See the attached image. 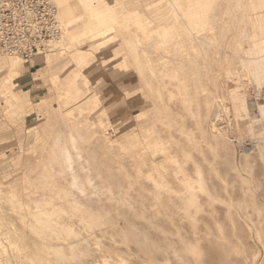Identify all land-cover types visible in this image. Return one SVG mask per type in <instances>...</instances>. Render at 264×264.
I'll list each match as a JSON object with an SVG mask.
<instances>
[{
    "label": "rangeland",
    "instance_id": "obj_1",
    "mask_svg": "<svg viewBox=\"0 0 264 264\" xmlns=\"http://www.w3.org/2000/svg\"><path fill=\"white\" fill-rule=\"evenodd\" d=\"M232 1H225V10L229 9V3L234 6H232L233 8H236L239 5L242 7L243 4L248 2L247 0H236L242 3L236 4L235 0ZM226 2L228 5H226ZM55 3L57 4L56 1ZM164 3L166 1L162 0H116V9H118L119 14L123 13L121 15L124 18L126 16L127 19L121 18V28L118 27L119 31L124 32V35L122 33L118 34L119 31L115 29L114 32H117L118 36H110L112 40L116 41L110 47L111 49L113 48V52L119 53L120 57L123 54H127L129 47L126 44V36H131L134 31L136 32L133 35L138 33L146 41L149 38L151 39L152 34L154 36L155 32H157L156 29L150 31L147 25V27L141 25L143 28L140 25L134 26V22L127 14L129 13L128 11L133 13L134 9H139L149 16V20H154L158 24L168 23L173 18V13H170L166 20L159 21L151 16L153 10L148 11L146 9L148 4H157V7L159 5L161 7ZM57 7H59L58 4ZM221 8L223 9L224 7L221 6ZM169 10L172 11V8L169 7ZM125 13L127 15H124ZM132 13H129V15ZM226 13L224 15L228 18L229 15ZM59 19L62 18L59 16ZM63 20H60V23L63 29H65L60 36L61 38L59 37L54 41L63 39L72 30L79 27L78 25L68 27L69 25L66 26ZM219 20L217 22H220ZM124 21L126 23L123 24ZM123 28H125L126 32ZM177 29L173 32L172 36L173 38L177 37L179 41L172 38L161 48L157 47L158 45L156 44L154 49L159 48L157 49L159 53H163L171 45L170 49L172 51L175 48L180 49L181 46L183 49V40ZM142 30L145 32L142 33ZM225 30L222 28L221 32L225 34L228 31ZM232 30L233 28L228 32L229 40L232 39L231 34H233V39L235 38L234 33L236 34V32ZM97 31L98 33H96ZM96 32V34H91L90 36L88 34L82 36V41L81 38L74 39V47L80 49L77 55H74L73 48L62 45L54 47L51 45L53 44L52 42L50 50H46L33 60L26 61L21 57L12 56L19 64L11 68L18 73V77L14 85H8L9 88L8 86L2 87L0 85V180L4 182V184H0V264H105L106 260L117 263L118 260L122 259H126L130 264H214L216 258L222 261L224 249L222 244L230 240H233L230 243L236 246L238 253L236 257L241 261V264L243 262L244 264H259L260 260L257 261L256 259L252 262L248 253L249 247L254 250L258 247L259 229L256 224L251 227L249 226L248 214H245V211H243V205H245L246 209H248V204L251 205L249 209L252 212L254 211L253 219L254 221L257 220L256 217L259 216V213L252 204L257 199V201L264 200V185L261 186L260 184H264V169H262L261 165L263 164L264 166V162L258 155L250 158L248 163L254 166L251 175L247 172L248 167L245 165L247 160L243 156L244 152L240 151L243 147L239 142H229L230 140L227 139L228 142L216 145V150L214 142L211 143L209 139L210 137L213 138L214 132L220 135V132L223 133L224 131L226 133L224 134L228 135L227 130H224L223 127L225 120L217 122L219 125L217 124L216 129L213 125V121L218 120L217 115H215L217 113L215 111L217 105L214 102L212 93V90L215 88L214 83H212L213 81L221 84V90L227 95L228 102L229 98H231L230 95L232 96L231 91L233 87L239 86V93L241 95L247 93L245 96H247L251 113L253 112V115L260 113L259 105L264 103V84L259 86L252 72L248 74L250 75L248 77L247 75H243L242 62L237 58L239 54H243L236 53V50L234 51L235 53H232V49H230L231 54L225 59L224 56L226 55L224 52L229 49L226 47L227 45H224L226 48L224 47L223 49L224 55L222 56V60L210 67V63L204 62L205 59L202 57L198 58L199 54L197 51L194 52L190 50L189 47L191 46H187L189 52L191 51V56L189 57L192 60L186 56L190 54H184L185 52L183 56L187 58L184 57L185 59H183L189 65L180 66L175 63L172 64V66L178 68L177 71L182 74L184 73L181 76L185 77L186 75L185 80L187 84L184 81L185 84L183 83V85L188 87L186 88L187 94L193 95L192 97L190 96L191 100L188 99L187 102H185L184 96H182L184 93L180 94L184 87L181 85L179 88L180 92L177 89L179 86L175 84L177 82L174 81L173 83L172 79L164 75L160 64L154 63L153 65H148L147 62H144V72L146 74L144 80L147 83V88H149L148 91L146 90V94H149L148 99L150 100L147 99L149 103L147 102L141 107L132 108L130 105L131 101H123V104L130 106L131 109L129 108L130 110L126 113L125 117L123 116L124 119L121 121L115 115L116 109L108 113L100 111L95 116L90 115V112L94 108V101H90L89 97H94L92 93L95 91L99 92L106 105L111 108H115L119 104L117 100H120L121 97L124 99L130 97L128 92H124L121 85L123 83L121 81L122 78L129 79L130 70L124 71L125 75L121 79L115 77L113 71L106 72L107 69L118 68L119 65L117 59H105V52L107 50L100 48L99 43L94 44L96 42L94 39L96 35L101 33V30H96ZM129 32L131 33L130 35ZM157 35H155V38L159 37ZM100 37L99 40L101 42L110 38L108 35ZM228 38H225L227 44L229 42ZM173 41L178 46L175 42L174 44L176 45H174ZM168 44L170 45L167 46ZM163 47H165L164 50L162 49ZM187 47L183 50L185 51ZM210 49L213 50V48ZM210 49L208 51H211ZM145 51L152 53V48H145ZM172 51L167 53H170L171 56ZM0 56L9 57L10 55L0 52ZM195 58L200 63L198 61L195 62ZM194 62L196 63L195 65ZM239 62H241L240 66ZM202 63L211 69L207 70L208 68H204ZM197 65L202 66L196 68ZM237 66L240 67V70ZM102 70L105 71L102 72ZM117 70L119 72V69ZM236 71L240 72H237V74ZM213 74L217 77L216 79L212 78ZM170 82L171 85L175 84L176 87H172L169 84ZM69 87L72 89L70 98L65 93V89ZM159 91L160 94L158 93ZM172 92H174V95ZM170 94L173 95H171L172 98H170ZM56 103H62L61 105L64 110L71 113V122L80 120L85 125L82 130L86 132L92 129L97 130V135L104 140L103 147H105V150H98L96 153L97 157L92 154V157L95 156L97 158L94 157L96 161L93 158L91 159L95 162L96 167L92 165V168L89 170H101L103 180L106 183L108 182L110 188H112L104 196L97 194L91 200L82 198V203L68 207L72 213L73 210L74 212L75 210L80 212V216H73L71 218L69 215H66V210L68 209L65 208L64 210L60 204V207L49 205L50 202H64V199L59 197L58 194L65 196L67 193L64 191L72 187L70 186L72 184L69 183L74 178L68 165L67 158H69V155L51 150V131L65 129L62 122L56 123L57 115L53 112L55 106H58ZM154 105H158L156 110L153 108ZM227 105L230 106V103ZM237 105H241V102L237 103ZM171 106L174 108L172 109ZM167 107H171V109L167 110L169 109ZM175 108L180 110L181 115L173 111ZM137 109L145 111L144 120L145 124L148 123L147 128L150 124H154L157 118L165 117L168 119L172 115V112L175 113L174 116L176 115L180 119V122L184 121L183 119L185 118L187 122H184L187 128L185 130L186 132L192 130L190 132L195 136L190 134L196 139L195 141H198L199 146L198 143H193L184 134L180 133L178 129H170L166 124L163 125L161 121H159L158 127L162 130L164 126V130H162L165 131L163 132L164 134L153 136L152 134L150 135V132L143 131L144 129L140 127L142 124L140 122V112L137 113ZM199 109L202 112L198 113ZM197 113L199 116H201V113L202 117H204L203 130L199 129L198 122L200 119ZM241 114H244V112H241ZM232 119L234 120L232 114L228 117L226 116V120L229 122ZM238 122L242 140L247 141L251 137H264V132L258 136L251 135L246 129V122L243 119L240 118ZM131 123L134 124L133 130ZM43 132H46V134L43 135ZM168 132L171 133L168 134ZM229 133L232 137L235 135H232L234 131L233 133ZM167 134L170 137L176 136L182 138L183 143L188 148V152L193 154V160L197 161L202 170H204V176L208 180L210 193L201 190V183L198 181L193 182L196 189L193 186L192 189L189 188L191 183L180 181L183 177L189 178L188 176H184L186 171L182 162L191 170L190 172L194 176V180L198 179V174L196 173L197 165L192 160H186L175 142L168 141L167 138L169 136ZM158 136L162 150L157 153L152 142V137L157 138ZM206 136H210L207 138L209 142L206 141ZM79 144L84 149H81L85 152L83 153L87 155L88 151L86 152V150L89 147L87 141L81 140ZM209 144L212 146V149L215 147L213 153L210 151L211 146ZM208 145L210 146V150H208ZM37 146H41V148L37 149ZM73 152L79 183L89 189H94L96 182L103 184L102 180L98 181L102 178L90 177V172H87V169L80 165L79 153L75 150ZM102 156L103 159H101ZM207 159H213L212 161L215 165H211L213 162ZM258 159H260V163ZM103 161L110 164V166L108 165L109 167L113 166L116 172H118L117 170L120 166L124 169L122 173L115 174L113 172L111 174V171L107 170V164ZM26 163L33 165L38 170V177L41 183L36 184V186L35 181L29 178L35 187L29 182L30 180H26L29 182L30 187L27 182L23 183L20 187H9L7 185L8 182L23 179L28 168ZM209 166L211 167L209 168ZM158 167L161 169H156ZM53 169H57L59 172L54 174L51 171ZM262 172L263 174H260ZM241 173L245 176L250 175L251 183H253L249 194H252L254 197H247L248 200L244 199L247 187ZM51 175L57 179L56 182H59V187L51 185V177H53ZM91 175L93 176L92 172ZM171 175L174 179L170 178ZM254 175L260 176L256 178L258 180H254ZM25 184H27L28 188L25 187ZM258 190L260 191L258 192ZM77 194L80 197H84L83 193L74 188V195L78 196ZM31 195L32 197H30ZM72 195L71 197L78 198ZM246 196L248 195L246 194ZM22 198L23 200H21ZM131 203L136 206L133 207ZM68 204L67 206H69ZM186 204L189 207L188 209L184 207ZM42 209L51 212V215L48 214L50 215L51 222L42 221L44 218ZM255 213L258 214L256 215ZM59 218H62L63 224L59 223ZM67 222L74 224L71 225ZM41 233L42 235H46L45 239ZM216 242L221 245V248H216Z\"/></svg>",
    "mask_w": 264,
    "mask_h": 264
},
{
    "label": "bare ground",
    "instance_id": "obj_2",
    "mask_svg": "<svg viewBox=\"0 0 264 264\" xmlns=\"http://www.w3.org/2000/svg\"><path fill=\"white\" fill-rule=\"evenodd\" d=\"M53 1L54 2L56 1L58 6H59L58 7L59 8V16L62 18L60 20L64 19L63 21L66 23V26L69 25L68 27H74V26H77V25L79 27H76L75 29L73 28L74 30H72L69 35H66L65 37L63 36L64 37L63 39H59L57 41H53V44H51L52 46H54V47H57V46H60V45L68 46L70 48H73L74 55H77L79 53L78 50H80V49H77V48L74 47V44H75L74 41L76 39H80V38H81V41H82V36H85L86 34H88L90 36L91 34L98 33V31L96 32V30H101V33L96 35V38L94 39L96 42H94V44L95 43H99L98 45L100 46V48H103V49L107 50V52H105L106 53L105 54V59H109V60L110 59H113V60L117 59V62H118V65H119V67H118L119 72L126 71L127 69L130 70V72H131L129 79H126L125 77L121 79V81L123 82L121 84L122 88H123L124 92H128L129 93L130 97H128V99L127 98L124 99V98L121 97L120 100H117V103L119 102V104H117V106L115 108H111L108 105H106V102L104 101L103 97H101L99 95V92L95 91L94 93H92V95L94 97H92V96L89 97L90 101H94V108L90 112L91 116L97 115V112H100V111L108 113L109 111L111 112L114 109H116V112H115L116 117H119L118 120L123 121L126 113H128V111L131 109L130 106H128V105L125 106L126 104H123V101H125V100L131 101L130 105L132 106V108H136L138 106L141 107V106L145 105L147 102L149 103V101H148V100H150V99H148L149 94H146V90L148 91L149 88H147V83L144 80V78L146 77V74L144 72V66H145L144 62H147L148 65H153L154 63L155 64H160V66L163 68L162 70L164 71V75L166 77H169L170 79H172L173 83H174V81L178 83V84L175 83L176 86L177 85L179 86V87H177L178 90H180L179 88L181 87V85L185 89L188 88V87H185L186 85H183V83L185 84L184 81H186L185 80L186 75H185V77L181 76L184 73L182 74L179 71H177L178 68H175L174 66H172V64L175 63V64H178L180 66L189 65V63L186 64V60H184L187 57L183 56L184 52H185L184 54H190V55H186L190 59L189 56H191V53H190L191 51L189 52V48H190V50H192L194 52L197 51L198 54H199V57L198 56L197 57L198 58L202 57L203 59H205L204 62L210 63V67H212L213 64L221 61L222 58H223L222 56L224 54L226 55V56H224L225 59L228 58V55L231 54V50L230 49H232V53H235L234 51L236 50V53H242L243 54V55L239 54L238 57H237L238 60H240L242 62V69H243L242 73H243V75H245V76L247 75V77H248V76H250L248 74H250V72H252V74L254 75V79L258 83V85L261 86L262 84H264V32L262 33V30L264 31V24H263L264 23V0H247L248 2L245 1L247 3L243 4L242 7H240V5H239V7L235 6L238 9L233 8L234 6L231 5V3H229V7H228L229 9L228 10H225V7H226L225 6V1L226 0H162V1H166V3H164L165 5L163 4V6L161 5V7H160V5H159V7H157L158 3L156 5L155 4L154 5L153 4H148L146 9L148 11H152L153 10L151 16L155 17L159 21L160 20L161 21L166 20V18L169 17V14L173 13L172 15H174V16L171 19V21L168 22V23H163V24H158L154 20H149L150 19L149 16L146 13H144L143 11H140L139 9H136V10L134 9L133 13L128 11L129 13H132L131 15H129V13H127V14H128V16H130L129 18H131L132 21L134 22V26L135 25H140V27H141V25H143L145 27L148 26V28H150V31L156 29L157 32H155V31L154 32L156 34H158L159 37L155 38L156 34L154 36L152 34L153 37L151 36V39L149 38L147 41L144 39L145 40L144 41L141 38L142 35L139 36L138 33L136 35H133L136 32V31H134V33L131 36H128V37L126 36V38H127L126 44L129 47V50L127 51V54H123V56H121V57H120L119 53L113 52V50H112L113 48L112 49L110 48L116 42V41L112 40L111 39L112 37H110V36H118V34H121V33L123 34L124 33L121 30L119 31V29H118V27L121 26V23H120L121 21L120 20H121V18L123 19L124 16L121 15L123 13L119 14L118 9H116V0H53ZM230 1L233 2L232 0H230ZM156 2H158V1H156ZM239 2L240 1H236L235 3L237 4ZM235 3H234V5H235ZM133 5H134V3H133ZM226 5H228V3ZM221 6L224 7V8L222 9ZM169 7L172 8V11L169 10ZM226 12L229 15L228 18H226V16L224 15V13H226ZM127 14L125 13L124 15H127ZM219 15H221V16H219ZM124 19H127L126 16H125ZM218 19H220L219 20L220 22H217ZM124 23H126V22L124 21L123 24ZM230 23H232V24L230 25ZM224 24H225V26H224ZM61 26H62V24H61ZM181 26H183V27L181 28ZM137 28H138V26H137ZM141 28H143V27H141ZM141 28H139V29H141ZM222 28L226 29L228 31L225 34H223L221 32ZM232 28L236 32V34L234 33V36H235L236 40H234L235 38L233 39V34H231L232 35V39L229 40V38H228V35H229L228 32ZM115 29L119 31L118 34H116L117 32L116 33L114 32ZM123 29L125 30V28H123ZM131 29H134V28H131ZM176 29L179 30V32H180V37L183 40V47L184 48L187 47V46H191V47H189V48L187 47L188 50L186 49L184 51L183 50L184 48L182 49L181 48L182 46H181L180 49L179 48H175L172 51V49H170L172 47V45H171V47H169V48L167 47L168 49H170V51H172L171 52L172 53L171 56H170V53L169 54L167 53V52H170V51H168V49L164 51L166 54L164 52H163L164 54L163 53H159L157 51V49H159V48H157V47L161 48V46H165L166 43H168V41H170V39L173 38L172 35H173V32ZM128 31H129V29H128ZM125 32H126V30H125ZM143 32H145V31L142 30V33ZM62 33H63V31H62ZM151 33H153V32H151ZM130 34L131 33L129 32V35ZM106 35H108L110 38L109 39L107 38L105 41L101 42L99 40L101 38L100 36L106 37ZM148 36H149V34H148ZM225 38H228V40H229L228 44H227V42H225ZM173 39L176 40V41H179V40H177V37H174ZM181 39H180V41H181ZM174 42L175 41H173V44H174ZM156 44L158 45L156 47L157 49H154ZM170 44H168L167 46H169ZM176 44H174V45H176ZM179 44H180V42H179ZM174 45H173V47H174ZM224 45H227L226 47H228L229 50H226L224 52V50H223L224 47H225ZM177 46H178V44H177ZM177 46H175V47H177ZM148 47L152 48V53H149V52L145 51V48H148ZM164 48L165 47H163L162 49L164 50ZM210 48H213V50H211ZM209 49L211 51H208ZM181 52H182V54H181ZM223 52H224V54H223ZM195 55H196V53H195ZM18 57H20V56H18ZM237 58H236V60H237ZM190 60H192V59H190ZM194 61L197 62L198 59L195 58ZM189 62H192V61H189ZM195 62H194V65L196 64ZM241 62H239V66H240ZM15 65H19V64L13 59V57L11 55L9 57L8 56H0V85L2 87H4V86L6 87L8 85L11 86V85L15 84V80L18 77V75H17L18 73L11 69ZM202 65H203V63H202ZM202 65H200V66L197 65L198 67L196 66V68H200ZM206 65H209V64H206ZM203 67L205 68L206 66L203 65ZM206 68H208V67H206ZM238 68L240 70V67H238ZM209 69H211V68H208L207 70H209ZM213 70H215V69H213ZM208 72H206V73H208ZM237 72H240V71H236V73ZM242 73H241V78H242ZM233 74H235V73H233ZM212 78L216 79L217 77L213 74ZM54 80H56V79L54 78ZM172 80H170V81L172 82ZM242 81H244V80H242ZM171 82L169 83L170 85H171ZM212 83H214V87H215L214 90H212L213 97H214L213 99H214V102L217 105V109L215 110V111H217V113H215V112L214 113H215V115H217L218 120H219V121L215 120V122L213 121V125H214V127L216 129V126L218 124L217 122H220V120H223V121L225 120L226 124L224 123L225 126L223 125V127H224V130H227L226 132H228V135H225L226 133L224 131H223V133L220 132L221 133V134L219 133L220 135H218V133L216 134L214 132V135H213L214 139L212 137H210V136H209L210 138L208 136H206V141H208L207 138H209L211 143L214 142L215 146L219 145L220 143L228 142L227 139L230 140L229 142H239L241 144V146L243 147V149L240 150V151L244 152L243 156L247 160L246 164H245L248 167L247 172L252 175V172H253L252 170H253L254 166L249 164L248 162L250 161L249 160L250 158H252V157L254 158L255 157L254 155L260 156L262 158L261 160H263V162H264V137H261V136L258 137V138L257 137L256 138L255 137H253V138L251 137V139H248L247 141L246 140H242L241 136H240L239 122L238 121L241 118V119H243V121L246 122V129L250 132L251 135H255V136L261 135L262 132H264V103L259 105V112L260 113L258 115H256V114L253 115L252 114L253 112L251 113V111H250L251 109L248 106V102H247V98H246L247 96H245L247 93H245V95H243L244 94L243 93L242 94L243 96H242L241 93H239L240 92L239 91V86H237L235 84L236 86L233 87V89L231 91L232 92V96L230 95L231 98H229V102H228L227 95L224 92H222V90H221V87H222L221 84L220 83L219 84L215 83L214 81ZM175 84H173L171 86L172 87H176ZM186 84H187V81H186ZM9 86H8V88H9ZM184 88L183 89L181 88L182 92L180 90L181 93L180 92L179 93L180 94L184 93V94H182V96H184V100H185V102H187L188 99L191 100L190 99L191 95L189 93L187 94V92H186L187 89L185 90ZM246 92H248V91H246ZM65 93H66L67 97L70 98L71 94H72V89L70 87L65 89ZM158 93L160 94V91ZM170 93H171V91H170ZM173 93L174 92H172V94ZM172 94L169 95L170 98H172V96L174 95V94L173 95ZM57 96H59V95L57 94ZM68 98H66V99H68ZM56 100H55V102H56ZM61 100H63V99H61ZM239 102H241V105H237L236 106V104L239 103ZM228 103H230V106L227 105ZM61 104L60 103H58V104L56 103V105H58V106H55V110L53 112L57 115V117H56L57 118V122L56 123L62 122L65 129L64 130L51 131V150H53L54 152L57 151V152H62L63 154L69 155V158H67L68 165H69V168L71 169V173L73 174L74 178L69 183V184H72V185H70L72 187L67 189L68 191L67 190L64 191L67 194H65V196H61L60 194H58L59 197H62L64 199V202L63 203L62 202L61 203L50 202L49 205H52L54 207H57V206L60 207V205H61L64 208V210H65V208L68 209V207H73L74 204L77 205L78 203H82L83 199L91 200L94 196L96 197L97 194L99 196L100 195L104 196V194H107L109 191L112 190V188H110V184L108 182L106 183V181L103 180L102 174H101L102 173L101 170H97V171H95V170L94 171L93 170L90 171L89 170V169L92 168V165L96 167V164H94L95 163L94 161H96V159H97L96 158L97 157L96 153L98 152V150H101V151L105 150L104 149L105 147H103L104 146V140H102L97 135V133H98L97 130L92 129V130H90L88 132H86L85 130H82L85 127V125L80 120L71 122L70 121L71 113L69 111H67V110H64V108H63V106ZM210 105H212V104H210ZM210 105H208V106H210ZM168 106H169V104H168ZM171 107L170 108L167 107V108H169L167 110H170ZM153 108L156 110L158 108V105H154ZM173 108L174 107H172V109ZM200 109H199L198 113L200 111L202 112V110H200ZM211 110L213 112L212 108H211ZM136 111H137V113L140 112L139 113L140 117H141L140 122L142 123L141 126H140L141 129H144L143 131L150 132V135L152 134L153 136H156V135L160 136V134L162 135V133L165 132V131H162V130H164V126H163L162 130L159 129V127H158L159 124H160L159 121H161L163 125L166 124V126H169L168 128H170V129L171 128L172 129H174V128L178 129V131L180 133L184 134L193 143H198V141H195L196 139H194L192 137L193 133L190 132L192 130H190V131L187 130L188 132H186L185 129H187V128H186V124L184 123V122H186L185 118L183 119L184 121L180 122L179 121L180 119L176 115L174 116V114H175L174 112H172V115H171V113H169V115H171V116H169L168 119H166L165 117L157 118V120L154 121V124H150L149 127L147 128V124L148 123L145 124V120H144L145 119V117H144L145 116V114H144L145 111H141V110H138V109ZM173 111H175L178 115H181V112H180L179 109L175 108V110H173ZM241 112H244V114H241ZM225 113H226V115H225ZM231 114L233 115L234 120L232 119V121L229 122L228 120H226V116L228 117ZM200 115L201 116H199V114H198V118L200 119V121L198 119V121H199L198 125H199V129L203 130L204 117H202L201 113H200ZM209 116H210V114H209ZM214 119H217V118H214ZM229 120H230V118H229ZM245 122H244V125H245ZM131 125H132V130H133L134 124L131 123ZM117 126H118V124H117ZM206 128H208V127H206ZM207 130H209V129H207ZM220 131H222V130H220ZM233 131H234V133H233ZM229 132L233 133L232 135H234V134L235 135L232 137V136L229 135L230 134ZM43 133H44L43 135L46 134V132H43ZM169 133H171V132H168V134ZM201 134H202V132H201ZM159 136L157 138L152 137L153 138L152 142H153V144L155 146V149L157 150V153H158V151L160 152L162 150L161 149V145H160ZM168 136L170 137V135H168ZM193 136H195V135H193ZM203 136H204V133H203ZM169 137L167 138L168 141H171V142L174 141L175 142L177 148L182 153V155L186 158V160H192L194 162V164L197 165L196 173L198 174V179L194 180L193 179L194 176L191 175V172H190L191 170L186 167V164L184 162H182L183 166H184V169L186 171L184 176H188L189 178H185V177L181 176L183 178L180 181L181 182H185V183H191V186L189 187L190 189H192L193 187H194V189H196V187L193 184V182L198 181V182L201 183V190H204V191L210 193V188H209V185L207 183L208 180H206L207 178L205 179V176H204V170H202V168L199 166L197 161L193 160L194 159L193 154L188 152V150H187L188 148H186V145L183 143L182 138H178L176 136H174V137L172 136L170 138ZM81 140L82 141L83 140L87 141V143L89 144V147L87 146L88 149L86 147V149H87L86 152L88 151L89 156H88V154L87 155L84 154L85 152L81 150V149H83L82 146H79V145H81V144H79L81 142ZM209 145H208V147H209L208 150H210V146H211V145L210 146ZM198 146H199V143H198ZM36 148L37 149L41 148V146L40 147L37 146ZM69 148H70V150H69ZM199 149H200V147H199ZM213 149H212V146H211V150L210 151H212V153H213ZM73 150H75V151H77V153H79L78 156L80 157L79 158L80 159V165L82 167L86 168L87 172H90V177L91 178L92 177H97V178L100 177V178H102V179L98 178V179H100L98 181L102 180L103 184L101 182L100 183L96 182L95 188L94 189L93 188L89 189L88 187H86L84 185H81L79 183L77 170L75 169L76 165L74 164L76 162V160L74 159L75 156L73 154L74 153ZM216 150H217V146H216ZM71 154H73V155H71ZM92 154L95 155L96 157L95 156L92 157ZM216 154H217V152H216ZM82 158H83V160H82ZM92 158L95 159V160L92 161L91 160ZM101 159H103V156H102ZM207 160L208 161H212L213 159L212 160L207 159ZM259 160L260 159H258V162H259ZM103 162H105V161H103ZM178 162L180 163V161H178ZM105 163L107 164L106 166H108V165L110 166V164H108L107 162H105ZM179 163H178V165H179ZM209 164H211V163H209ZM226 164H228V163H226ZM211 165L214 166L215 165L214 162ZM261 165L263 167L262 169H264L263 164H261ZM109 166H108L107 170L109 172L111 171V174H113V172L115 174L122 173V171L124 169L122 166L119 165L120 167L117 170L118 172H116L114 170L115 168L113 166H111V167H109ZM174 166H176V165H174ZM257 166L261 167L259 165H257ZM27 167L28 168H27V170L25 172V175H24L23 179L18 180V181L16 180V181L8 182L7 185L9 187H15V186L16 187L17 186L20 187L25 182H27L28 184H29V182L31 183V180L29 178H31V179H33L35 181V185L38 184V183H41V180L38 177L39 176L38 170L35 169V167L33 165H30V164ZM210 167L211 166H209V168ZM255 168H256V165H255ZM156 169L159 170L161 168L158 167ZM259 170H261V169L259 168ZM51 171L54 174H57L59 172L57 169H53ZM244 171H245V168H244ZM91 172L93 173V176L91 175ZM257 172H258V170H257ZM237 173H239V172H237ZM141 174H142V172H141ZM260 174H263V172L260 173ZM139 175H140V173H139ZM172 175L170 176V178H173ZM51 176H53V175H51ZM254 176H255L254 180L255 181L258 180V179H256L258 176H256V175H254ZM168 177H169V175H168ZM261 177H263V175H261ZM250 178H251L250 175L249 176L243 175V179H244V182L246 183V187H247V190H246L247 193H244L245 191L243 192L244 195H245L244 199H247V197H252V198L254 197L252 194L251 195L249 194V190H252L251 186L253 184V183H251ZM26 180H28V181L30 180V181L28 182ZM56 180L57 179H55L54 176L51 177V185L52 186L56 185V186L59 187V182H56ZM114 181H116V180H114ZM259 182H262V181H259ZM0 184H4V182L2 180H0ZM260 184H261V186L264 185L262 183H260ZM33 185L34 184H32V186ZM28 186L30 187V184ZM28 186H27V184H25L26 188H28ZM33 187H35V186H33ZM74 188H77L80 191V193H83L84 197H80L78 194H77L78 196L74 195ZM141 189H142V187H141ZM143 189H144V187H143ZM240 189H242V188H240ZM174 191H175V189H174ZM259 191L260 190H258V192ZM23 193H26V192H23ZM58 193H59V191H58ZM71 194H73L75 197H78L79 199L71 197ZM246 194L248 196H246ZM23 197H24V195H23ZM30 197H32V195ZM21 200H23V198ZM257 200H255L252 205L255 207V210L259 213V216H258L259 219H258V217H256L257 220L254 221V219H253V212L254 211L252 212L251 209H249V207L251 208L250 204L247 205L248 209H246L245 205H243V211H245V214H248L247 216H248V220H249V226L251 227V226H254L256 224V226L259 229V233H258L259 244H258L257 249L254 250V249H252L250 247L248 249L250 260L252 262H254L257 259V261L260 260L259 264H264V202H263L264 200L263 199H262L263 201L262 200L261 201H257ZM250 202H252V201H250ZM67 203H69L68 204L69 206H67ZM94 204H96V203H94ZM131 204L133 205V207L136 206L133 203H131ZM136 204H138V203H136ZM138 206H140V205H138ZM184 207H186L187 209L189 208L187 204ZM27 209H26V211H27ZM68 210H66V215L67 216L69 215L70 218L73 217V216H76V217L80 216V214H79L80 212H78L77 210H75V212L73 210V213L70 211V209H68ZM26 211H25V213H26ZM42 213L44 214L43 215L44 218L42 219V221L43 222L47 221V223L51 222V219L49 218L50 215H51V212L42 209ZM45 214H47V216H45ZM48 214H50V215H48ZM83 219H84V217H83ZM58 220H59V223H62V224L64 223L62 218H59ZM72 222H67V223L73 225L75 223V221H74V223H72ZM76 222H77V220H76ZM49 224H51V223H49ZM27 225H28V223H27ZM217 232H219V231L217 230ZM42 233H41V235H42ZM42 236L45 239L46 235L43 234ZM231 241H233V240L227 241V242L222 244L223 248H224L223 249V259H222V261H220V259L217 260L218 258H216L214 264H219V263L220 264H241V261H239L238 258L236 257L237 254H238L237 250H236V246L231 244L230 243ZM215 246L218 249L221 248V245H219L218 242L215 243ZM48 248H50V247L48 246ZM17 256H19V255H17ZM105 264H130V263L126 259H122V260H118L117 263H114L112 261H107L106 260ZM243 264H244V262H243Z\"/></svg>",
    "mask_w": 264,
    "mask_h": 264
},
{
    "label": "built area",
    "instance_id": "obj_3",
    "mask_svg": "<svg viewBox=\"0 0 264 264\" xmlns=\"http://www.w3.org/2000/svg\"><path fill=\"white\" fill-rule=\"evenodd\" d=\"M62 31L53 0H0V52L33 60Z\"/></svg>",
    "mask_w": 264,
    "mask_h": 264
},
{
    "label": "crops",
    "instance_id": "obj_4",
    "mask_svg": "<svg viewBox=\"0 0 264 264\" xmlns=\"http://www.w3.org/2000/svg\"><path fill=\"white\" fill-rule=\"evenodd\" d=\"M117 69L118 68H113V69H110V70L107 69L106 72H112L113 71L114 76L117 77V78H119V79H121L123 77V75H125V72L124 71L118 72ZM104 71L105 70H102V72H104Z\"/></svg>",
    "mask_w": 264,
    "mask_h": 264
}]
</instances>
